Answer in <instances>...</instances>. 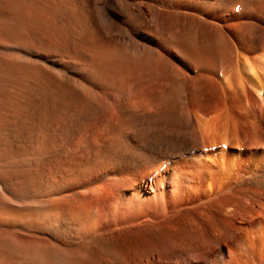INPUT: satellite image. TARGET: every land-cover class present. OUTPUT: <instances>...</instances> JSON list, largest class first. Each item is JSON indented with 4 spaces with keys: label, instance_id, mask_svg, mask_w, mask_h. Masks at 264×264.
Listing matches in <instances>:
<instances>
[{
    "label": "bare ground",
    "instance_id": "6f19581e",
    "mask_svg": "<svg viewBox=\"0 0 264 264\" xmlns=\"http://www.w3.org/2000/svg\"><path fill=\"white\" fill-rule=\"evenodd\" d=\"M1 17L53 69L0 70L5 113L22 92L52 132L27 169L2 155L11 264H264V0H0Z\"/></svg>",
    "mask_w": 264,
    "mask_h": 264
},
{
    "label": "rangeland",
    "instance_id": "374dc122",
    "mask_svg": "<svg viewBox=\"0 0 264 264\" xmlns=\"http://www.w3.org/2000/svg\"><path fill=\"white\" fill-rule=\"evenodd\" d=\"M7 19V20H6ZM3 21V22H2ZM9 22V23H7ZM11 23V24H10ZM14 23V24H12ZM18 23L20 24V22H12V20L8 19V18H4V17H1L0 19V38L2 40H5V41H0V65L2 64V67L0 66V70H12L11 68L13 69H17V70H53L52 69V66L50 63L48 62H44V61H40V60H36L37 57L35 55V50L36 47H37V40L35 38V36H37V31L36 29H34V27L30 24H27V26L25 25V23H21L23 26L20 24L19 27L18 26ZM13 25H16V26H13ZM7 26V27H6ZM15 27L16 29H14L13 27ZM18 26V27H17ZM10 27V28H9ZM29 27V28H27ZM5 30H4V29ZM12 28V29H11ZM9 31H8V30ZM14 29V30H13ZM34 29V30H32ZM18 30V31H17ZM19 30L22 32L20 33ZM8 31V33H7ZM27 31V32H26ZM12 32V33H11ZM15 32V34H14ZM17 32V34H16ZM32 32V33H31ZM33 32H34V35H33ZM5 36H3V34ZM36 33V34H35ZM23 34V35H22ZM3 37H2V36ZM12 35V36H11ZM44 37H51L52 35H48V33H43ZM16 37V40L18 39L19 40V37L21 38L19 41H13L14 40L13 38ZM18 36V38H17ZM30 36V38H28ZM34 36V37H33ZM62 38H61V37ZM44 38V43H46L48 40ZM49 37V38H50ZM7 38V39H6ZM28 38V39H27ZM59 38L60 39H63L64 38V35L62 33L59 34ZM27 39V40H26ZM29 40V41H28ZM23 41H25L26 44L22 43ZM5 42V44L3 43ZM35 42V43H34ZM14 43V44H13ZM22 43L20 46L19 44ZM30 43H34V44H30ZM24 44V45H23ZM23 45V46H22ZM27 45V46H26ZM2 46V47H1ZM7 46V47H6ZM19 46V47H18ZM30 46V47H29ZM33 46V47H31ZM11 47V48H10ZM29 47V48H28ZM8 48V49H7ZM14 50L15 48V51ZM24 48V49H23ZM28 48V49H27ZM46 48V47H44ZM5 50V51H4ZM7 50V52H6ZM3 51V52H2ZM5 52V53H4ZM17 53L16 55H14V53ZM4 53V54H3ZM7 53V54H6ZM20 56H19V55ZM23 54V55H21ZM26 54V55H25ZM12 55V57H11ZM18 55V56H17ZM25 55V56H24ZM35 55V56H34ZM6 58H5V57ZM4 57V58H3ZM17 57V58H15ZM29 57V58H28ZM31 57V58H30ZM9 58V59H8ZM12 58V59H10ZM33 58V59H32ZM7 59V61H6ZM35 59V60H34ZM3 60V61H2ZM16 60V61H15ZM24 60V61H23ZM30 60V61H29ZM6 61V62H4ZM10 61V62H9ZM14 61L18 64H20V66H18V64H14ZM22 61V62H21ZM30 63H29V62ZM33 61V62H32ZM35 62V63H34ZM5 63H8L7 65ZM16 65L15 67H11L12 65ZM27 63V64H25ZM33 63V65H32ZM39 63V64H38ZM45 63V64H44ZM30 64V65H29ZM35 64V66H34ZM38 64V66H37ZM5 65L6 66H10V67H6L5 68ZM47 65V66H46ZM18 66V67H17ZM23 66V67H22ZM32 66V68H30ZM46 66V67H45ZM20 67H22L20 69ZM25 67V68H24ZM28 67V68H26ZM0 89H1V92L3 93L4 91V95L0 92V113L3 115L1 116L0 114V119L2 120L4 117L6 119H3V123L2 121L0 120V151H1V155H0V167L2 166V163L4 161V157L6 156L7 154V151H9V153L11 154L12 158H15V155H17L19 157V160L21 162V168L23 169H27L33 165H35L37 163V161H30V158H33V154H35L37 152V150H39L40 147H42L41 144H45L47 143L49 140H50V136H51V131L49 129H47L46 127L44 126H40L39 124L36 126L37 123H33L31 122V120L29 119V115H28V109L30 108L31 104L33 103V99L32 97H29L28 95L25 94V97H24V93L22 92H18V97H19V106L20 108L23 109L22 113H18V114H13L12 113H5V110L4 109V105H5V101L7 100V98L10 97V99H14V97L12 96L11 98V95H14L16 91H14L13 89H11L12 87H9L7 88V86L4 85V82L0 79ZM3 83V84H2ZM3 86L5 87L3 89ZM2 87V88H1ZM9 89L11 90V92H14L10 95V93H8ZM8 90V91H7ZM13 90V91H12ZM6 92V93H5ZM9 95H8V94ZM21 93V94H20ZM4 96H2V95ZM21 98V99H20ZM23 100V101H22ZM26 100V101H25ZM3 104V105H2ZM24 106V107H23ZM26 106V108H25ZM2 111V112H1ZM4 111V112H3ZM6 115H5V114ZM10 114V115H9ZM23 116V117H22ZM28 116V117H27ZM3 117V118H2ZM8 117V118H7ZM12 119V120H11ZM18 119V120H17ZM17 120V121H15ZM10 121V122H9ZM12 121V122H11ZM2 123V124H1ZM22 123V124H21ZM18 124V125H17ZM26 124V125H25ZM32 124V125H31ZM10 126V127H9ZM37 128H36V127ZM3 127V128H2ZM34 127H35V130H34ZM39 127V128H38ZM44 128V129H43ZM15 129V130H14ZM19 129V130H18ZM40 129V130H39ZM4 130V132H3ZM2 131V132H1ZM6 131V132H5ZM8 132V133H7ZM24 135H23V134ZM6 134V135H5ZM16 134V135H15ZM23 135V136H22ZM31 135V136H30ZM49 136V137H48ZM6 137V138H5ZM20 137V138H19ZM44 137V138H43ZM4 138V139H2ZM44 141H43V140ZM3 140V141H2ZM6 141V142H5ZM16 141V142H15ZM29 141V142H28ZM42 141V142H40ZM7 145V147H6ZM17 145V146H16ZM33 146V147H32ZM4 148V149H3ZM4 151V152H3ZM24 151V152H23ZM4 157H3V156ZM2 156V157H1ZM2 158V159H1ZM24 162V163H23ZM29 163V164H28ZM33 163V164H32ZM28 164V165H27ZM23 166V167H22ZM0 172H1V169H0ZM23 203V202H21ZM20 234L22 237H25L26 235H28L26 232H22L20 231ZM71 247H75V245H72ZM1 252V251H0ZM5 255H4V254ZM0 254V264H11L10 262L12 263H15L17 261V253L14 252V251H7V252H1ZM11 254V255H9ZM8 256V257H7ZM14 256V257H13ZM3 258V259H1ZM7 258V259H6ZM9 260V261H8Z\"/></svg>",
    "mask_w": 264,
    "mask_h": 264
}]
</instances>
